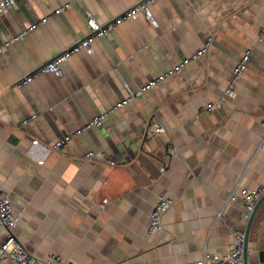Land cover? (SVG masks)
<instances>
[{"label":"crops","instance_id":"obj_1","mask_svg":"<svg viewBox=\"0 0 264 264\" xmlns=\"http://www.w3.org/2000/svg\"><path fill=\"white\" fill-rule=\"evenodd\" d=\"M142 1L17 0L0 14V47L11 41L0 51V183L18 216L15 235L39 259L185 264L206 251L222 255L232 230L245 231L248 222L240 199L227 203L230 194L264 186V0H155L158 26L143 13L115 21ZM87 12L101 25L116 22L93 41L94 51L72 52L60 76L43 72L19 84L88 34ZM209 37L208 52L180 73L102 126L53 146L123 101L125 84H147ZM247 49L235 93L213 106ZM155 122L166 131L148 135ZM161 197L174 204L163 228L150 233ZM261 252L264 202L250 230L249 264H262Z\"/></svg>","mask_w":264,"mask_h":264},{"label":"built area","instance_id":"obj_2","mask_svg":"<svg viewBox=\"0 0 264 264\" xmlns=\"http://www.w3.org/2000/svg\"><path fill=\"white\" fill-rule=\"evenodd\" d=\"M155 0H143L136 6L129 9L123 16H120L115 19L116 22H120L124 18H137L141 13H143L147 19L154 26H158L159 22L154 17L151 11V3ZM17 3V0H0V14L5 12L7 9L12 8ZM66 6H61L57 9L58 12H62ZM88 24H89V32L88 34L82 38L79 42H77L74 46H72L69 50H66L56 56L53 60L46 63L39 70L34 72L33 74L25 76L19 84L27 83L31 81L35 76L43 72L53 73L57 76L62 75V63L71 55L72 52L79 51L81 49L87 50L88 52H93V41L100 36L107 35L115 25V21L110 22L106 25H101L99 22L92 16L90 12H87ZM48 17L43 18V22H46ZM37 26V23L31 25L29 28L22 30L17 33L13 37V41H18L23 39L30 30L34 29ZM264 35V27L260 31V36ZM212 37H209L206 40V43L202 48L197 50L190 58L184 59L182 62L172 66L165 72L161 73L158 77L150 80L147 84L134 89L129 86V84H125L127 90L126 98L110 108L102 112L97 117L93 118L89 122H87L81 128H78L74 133L67 134L59 139H57L53 146L55 148H62L67 146L74 136L82 134L84 131L91 127H100L102 126L109 115L116 110L120 109L124 105L133 101L135 98L144 95L147 91L155 87L158 83L164 82L166 79L172 77L175 74L180 73L185 66L190 64L194 59L200 58L205 53L208 52L209 47L211 46ZM11 44V41H7L0 47V51ZM251 58V49H247L240 60L237 62L234 67L233 73L228 80L227 86L224 90V94L219 98V100L212 104L213 106H221L226 102L227 97L232 96L235 93L236 86L243 75V73L248 69V63ZM28 119H24L22 121L23 124L28 123ZM263 127V141H264V118L262 121ZM166 128L160 123L155 122L149 127L147 132L148 135L153 133L165 132ZM94 155V152L90 151L86 154L88 158H91ZM111 164H114V160H109ZM164 171V168H163ZM264 196V186H259L255 188H243L240 193L232 192L227 199L228 202L236 201L240 199L245 208L246 217L249 219L251 213L255 209L259 200ZM174 199L171 197H161L152 211L149 214V232L157 233L163 228V217L166 212L173 206ZM222 214V211L219 215ZM18 216L14 210V205L12 199L9 194H7L4 190V187L0 183V229H4L6 231V237L4 240H0V259L3 261H8L13 264H69L64 258L58 254H53L46 259H39L32 255L25 245L18 239V237L14 233V228L17 224ZM233 241L228 246L226 252L222 255H213L210 252L206 251L203 257L196 262L193 263H185V264H244V247H245V239L246 232L240 231L237 229L232 230ZM264 264V261L262 262Z\"/></svg>","mask_w":264,"mask_h":264},{"label":"water","instance_id":"obj_3","mask_svg":"<svg viewBox=\"0 0 264 264\" xmlns=\"http://www.w3.org/2000/svg\"><path fill=\"white\" fill-rule=\"evenodd\" d=\"M264 202V196L259 200V202L257 203L255 209L253 210V212L251 213L248 222H247V227H246V239H245V247H244V264H249V235H250V230H251V226L253 224V221L255 219L256 213L258 208L260 207V205ZM260 260L264 261V252L260 253Z\"/></svg>","mask_w":264,"mask_h":264}]
</instances>
